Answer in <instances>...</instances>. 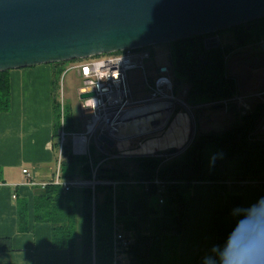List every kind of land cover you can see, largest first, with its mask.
Here are the masks:
<instances>
[{"label":"trees","instance_id":"obj_1","mask_svg":"<svg viewBox=\"0 0 264 264\" xmlns=\"http://www.w3.org/2000/svg\"><path fill=\"white\" fill-rule=\"evenodd\" d=\"M234 31L237 47L264 41V17L228 28ZM220 33L196 35L168 43L171 48L172 73L175 83L188 86L185 103L191 106L207 104L232 97L236 92L233 78L227 76L225 57L227 47L206 49L204 39ZM142 48V49H146ZM202 58V60H201ZM79 61V60H73ZM82 61V60H81ZM67 62L51 63L56 74L63 72ZM8 71H0V112L10 107ZM59 76V75H58ZM58 79L53 82L54 98ZM53 149L57 150L61 117L65 131H77L73 126L69 107L54 99ZM214 106V105H213ZM212 106V107H213ZM264 122V104L258 103L240 116L231 128L220 132H206L193 137L178 159L166 161L160 157H135L132 174L118 167L105 166V157L99 153V162L78 160L70 152L67 141L61 152L60 177L72 180L80 175L85 180L125 182L133 181L151 196H158L159 186L154 179L164 182L163 203L153 211L155 233L147 237H133L127 252L128 264H163V247L176 241L185 220V203L192 182L205 181L213 186L225 182L252 181L264 184V141L258 127ZM98 150L96 147L91 150ZM103 150V148H102ZM108 159V158H107ZM107 161V160H106ZM102 197L99 199V195ZM114 190L111 185L70 188L47 183L37 188L33 197V219L51 227V244L68 252L69 264H112ZM17 209L19 229H26L27 205L20 201ZM156 213V214H155ZM127 221V219H124ZM133 222H129V228ZM214 243L204 258L196 264H264V240L243 242L240 230L228 217V210L215 214L211 220ZM8 239H0V251H9Z\"/></svg>","mask_w":264,"mask_h":264},{"label":"crops","instance_id":"obj_2","mask_svg":"<svg viewBox=\"0 0 264 264\" xmlns=\"http://www.w3.org/2000/svg\"><path fill=\"white\" fill-rule=\"evenodd\" d=\"M70 65L65 63L64 70ZM155 68L157 70L160 66ZM7 76L10 107L0 112V239H8L11 249L0 251V264H69L67 250L54 248L51 244L50 224L33 219L34 192L41 188L40 183L53 178L57 166L53 149V101L56 99L53 82L57 77L56 70L52 65L41 64L9 70ZM56 86L55 94L58 83ZM80 89L81 84L76 91L78 102L82 93ZM56 101L59 103L58 98ZM63 105L66 107L64 102ZM67 107L71 109V106ZM82 116L87 119L83 113ZM86 119L74 117L72 113V126L82 131ZM167 119H159L157 123L149 121L145 127L122 132L118 136L160 128ZM23 169L27 173H23ZM76 178L83 179L80 175ZM133 184V181L118 182L114 188L116 192L120 189L113 201V216L117 218L114 225L126 236L147 237L157 230L153 222L151 195L145 192V188L135 191L139 192L135 196L130 195L134 197H127L123 194L124 188ZM101 197L100 194L99 199ZM20 201L27 205L26 229L21 230L17 224ZM225 209L230 222L240 230L243 242L264 240V184L228 181L221 186H213L205 181L192 182L185 203L182 232L174 244L163 247V264H196L199 256L204 258V253L214 243L211 220ZM130 221L133 222L131 228Z\"/></svg>","mask_w":264,"mask_h":264},{"label":"water","instance_id":"obj_3","mask_svg":"<svg viewBox=\"0 0 264 264\" xmlns=\"http://www.w3.org/2000/svg\"><path fill=\"white\" fill-rule=\"evenodd\" d=\"M261 17L264 0H0V71L142 49ZM204 45L216 48L219 40L207 37ZM114 137L99 135V148L112 147Z\"/></svg>","mask_w":264,"mask_h":264},{"label":"rangeland","instance_id":"obj_4","mask_svg":"<svg viewBox=\"0 0 264 264\" xmlns=\"http://www.w3.org/2000/svg\"><path fill=\"white\" fill-rule=\"evenodd\" d=\"M218 33L220 34L216 37L219 40V45L224 48L228 46L230 49V52L225 57V70L227 76L235 81V93L239 95L251 94L264 90V49L261 48V44L256 43L237 47L233 30L225 29L218 31ZM171 48L168 43L148 46L144 50L149 52L152 57L145 61L144 71L134 69L130 70L127 75L132 98L136 99L148 96L149 90L146 86L145 78L148 81L152 80L155 76V67L159 65L167 68L168 75L172 81V93L177 98V101H175L165 125L156 129H152V127L150 128L152 130L141 134L123 137L115 135V144L112 147L104 145L103 150L99 148L96 152L93 151L91 155L93 164L96 165L100 161V153L102 157H105L102 160L105 161V166L118 167L132 174L136 166V161L133 160L135 157H160L166 161L178 159L194 136L197 137L206 132H220L229 129L239 121L240 116L246 115L258 104V100L255 97L248 99L246 102L249 110H244L235 103L230 104L227 108L221 107L220 109H214L209 104L198 106L186 104L184 99L186 98L188 86L186 83H175L172 73ZM57 79L60 89H57L56 99L58 98L59 101L58 96L63 91L62 100H64L63 102L66 106H71L73 116L86 119L82 116L79 109L76 94L77 88L81 84L78 73L75 70H63L62 73H57ZM145 105L149 106L152 104L146 103ZM257 129L261 137L260 140L264 141V122ZM150 137L152 138L150 139ZM90 147L91 150L96 147L93 141H91ZM173 147L178 152L173 155H167V150ZM76 158L81 160L83 157L76 156ZM141 189L140 185L134 183L129 187H125L123 194L130 197L132 194H139V192L136 193L135 191ZM216 190H218V187ZM119 193L120 189L117 192L114 190L115 197ZM158 198L157 195L150 197L154 211L161 207L158 204Z\"/></svg>","mask_w":264,"mask_h":264},{"label":"built area","instance_id":"obj_5","mask_svg":"<svg viewBox=\"0 0 264 264\" xmlns=\"http://www.w3.org/2000/svg\"><path fill=\"white\" fill-rule=\"evenodd\" d=\"M152 56L144 49L125 50L101 54L80 61H69L71 65L65 71L76 69L81 78L82 93L93 92L94 96L80 99L79 109L87 119L82 131H65L63 119L61 117V127L57 139L58 148L56 154V171L49 182L40 183L44 187L51 183L62 187L65 191L70 188L90 187L92 190L96 184L111 185L113 190L118 182L95 180L96 167L92 168V178L90 180L77 179L63 180L60 177V161L63 145L68 141L72 155L85 157L91 164L90 143L93 141L99 149V135L106 134L110 137L118 135L122 126L137 119L134 111L144 104L152 105L161 102H168L173 109L177 98L172 93V81L168 75L167 68L164 72L155 70V76L148 81L145 78L146 86L149 90L148 96L141 100H134L127 82V75L130 70L139 69L144 71V63ZM60 89V87H59ZM63 93L59 94V104L61 115L63 113ZM61 96V97H60ZM256 98L258 103L264 104V90L251 94H234L232 97L207 103L211 106L221 105L227 108L230 104L240 105L244 110H249L247 100ZM146 106V105H145ZM150 106V105H149ZM152 112L148 115L154 114ZM147 115V116H148ZM157 120H155L156 122ZM101 143V142H100ZM92 165V164H91ZM27 173L26 169L22 170ZM247 182V181H242ZM153 183L159 186V203H163L164 182L154 179ZM33 184V183H31ZM133 242V238L124 235L115 225H113L112 235V264H128V250Z\"/></svg>","mask_w":264,"mask_h":264},{"label":"bare ground","instance_id":"obj_6","mask_svg":"<svg viewBox=\"0 0 264 264\" xmlns=\"http://www.w3.org/2000/svg\"><path fill=\"white\" fill-rule=\"evenodd\" d=\"M169 107L171 106L168 104V102H161L159 104L150 105V106H141L140 108L134 111V115L137 117L139 116V117L137 119H134V120H131L130 122L125 123L122 126L119 133L127 132L132 129H136V128L145 127L147 126V123L149 121H153L154 123H157L159 119H161L160 121L167 119L171 111V108ZM152 112H155V113L148 115ZM144 115H148V116H144ZM155 120L157 121L155 122Z\"/></svg>","mask_w":264,"mask_h":264}]
</instances>
